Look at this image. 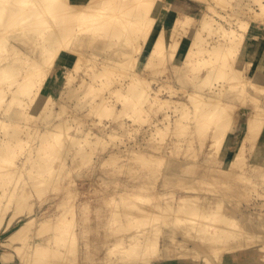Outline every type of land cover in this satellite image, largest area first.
Masks as SVG:
<instances>
[{"label":"bare ground","instance_id":"bare-ground-1","mask_svg":"<svg viewBox=\"0 0 264 264\" xmlns=\"http://www.w3.org/2000/svg\"><path fill=\"white\" fill-rule=\"evenodd\" d=\"M190 1L192 0L180 1V4L178 6L176 5L178 12L171 13L172 16L168 15V17L164 19V13L159 14L158 12V5L163 4L164 10H171L173 3L168 2V0H0V27L4 28L3 30L0 29V37L5 38V40H10L11 37H17L21 42L28 44L30 47H24V56L27 58L15 56L2 57V54H0V60H5L4 64L0 67V98L5 97L4 90L7 83L10 81V77L15 76V85L17 88L12 98L13 106H6V104L2 111L4 116L0 118V125L9 127L11 124L18 123L17 120L21 118L25 120L42 119L45 121V126L47 128L53 127V124L56 126L63 125L66 121L62 118L63 114L66 113L65 107L61 113L56 115L57 120L55 118L52 121V119L49 118L52 113L50 102L47 103L44 110L31 109L24 112L22 111V107L24 108V106L20 104V100H22L23 95L33 93L27 105L44 104L46 101L51 100L55 103V98L52 95L50 96L48 92V86L51 82L46 80L39 82L40 80H37L39 76L44 75L43 71H45V69L43 68V62H46V67L49 65L55 66L56 63L54 61L56 55L62 57L64 55L65 60H70L72 54L81 55L84 53V48L86 49L92 46L93 57L90 60L91 63L87 64V67L92 69V73L91 71L89 73L92 77V82L89 83L92 88L91 91L89 90L86 92L87 95L89 94V97L97 96L98 88H104L103 85L105 81L103 79H107L106 76L110 75V73L112 74L115 69L121 70V73L127 75L128 73L131 74L132 68L135 66H137L138 69L141 67L145 69L152 68L151 70L153 73L168 66L169 69L172 70V73H177V76L174 77V81L177 84L178 90L175 89L177 88L176 85L172 87L169 86L173 90H171V88L168 90H171L170 93L172 92L173 95L176 93L178 94V92L184 94L187 101H172V94H170L172 95L170 99L162 98L160 95V91L162 90L158 89L155 91L151 82L144 83L143 86L137 85L140 80H142L141 74L136 75V73H134L135 77L131 74V84L129 85V95L134 99L132 107L136 109L137 116H140L144 112L148 114L147 111L149 110H147V108L157 111L162 109V106L165 105H172L174 107L172 111L175 118L174 123L171 125V115L168 112L166 117V119H168V125L165 124L164 128L158 130V133L161 135V138L165 131H170L175 134V136H178V138L176 137L177 139L174 140L175 144L186 142L188 145L187 147L191 148L195 146L193 143L197 140V134L205 133L213 127V129H211L212 134H210L212 138V141H210L211 145L209 143L208 145L223 149L224 141L228 133L235 131L237 128L235 125V118L231 115L233 114L232 110H236L237 112L240 106L245 105V107H247V105L252 104V106H249L250 113L240 147L233 159L226 165L223 164L224 161L222 159L217 160V158H214L216 153L214 157L211 156V153L214 152L212 150L204 159L206 163L205 169L203 168V172L199 174L196 168L201 166L199 164L200 161L178 162L175 159L167 158V160H164L165 156L155 155L150 152L151 150L134 149L130 151V153L132 152L130 156L133 157V160L135 159V161L132 160L133 162H141V164H143L142 167H147L146 169L150 170L151 168L148 169V166L152 167L154 161L163 163L164 160L166 161L164 168L159 167L153 170L150 176L147 177L148 179L144 181L145 183L140 181L144 183L143 185H137L127 192H117V194L121 195V198L118 200L116 196H112L107 199L106 206L110 207L111 205L115 207L114 210L117 212L114 213L111 222H114V217L118 215L122 216L124 209L133 210L140 214L135 218H127V225L124 229L118 227V229L114 230L116 234H120L124 232L125 229L131 231L130 229L135 228L137 234H139L137 236L135 235L134 239L135 243L139 245H133V248L127 249L132 252L130 255L131 261L127 264H174L172 263L169 252L170 247H167L169 250L167 248L163 250L164 258H162L160 254V248L158 249V247L161 242L159 235L161 233H164V239L173 246L174 251L178 255L179 261L176 264H186L188 259L193 261L201 260L203 264H222L227 254L238 256L242 254L243 257L255 260L254 262L257 261L259 264H264V162L261 160V162H263L261 165L254 164L251 162V159L248 158L249 156L245 155L248 149H255L260 134L264 129V74L257 69L251 77H247L248 65L250 64L244 66V63L241 62V58L244 59L243 48L248 36H259L258 34H261V41L264 43V26L259 30L250 22L238 21V29L229 28L221 20L215 18L214 15L216 14H219L221 19H225L226 17L216 10L214 4L209 5L207 11L197 18L193 12V6ZM27 2H35L37 4L36 8L34 10H25ZM74 2L84 3L80 11H75ZM215 2H217V4H225L226 6L230 4H226V0H215ZM254 2H256V0L253 1V3ZM229 6H231V4ZM257 10L253 11L254 17L256 19H264V2L261 3L259 11ZM118 18H120V21ZM98 22L102 23L101 26L98 25ZM13 23H16V25L21 23V25L19 28H17V26L16 30H8V26H11ZM157 24L160 25L158 29L156 27ZM55 25L58 26L59 29L51 32V29H53ZM17 30H20L21 34H17ZM150 30H152V33L146 36V32ZM138 33H140V35L144 34L145 37V41L142 43L141 47L142 55L139 58L140 60H137L134 53L140 49V45L135 37ZM70 35H75L74 37L77 38L73 46L67 49L66 40ZM100 35H105V38L108 36V38L105 39L103 36L105 40L93 44L98 36L100 39L102 38ZM169 38H175L174 42H170L168 40ZM210 38H214L215 40L219 39L218 41L222 42L221 44H217L211 42L209 40ZM126 42L129 43L125 44ZM196 42L199 45L203 42L207 44L213 43L215 45L213 47H208L206 50L203 49L204 51H190V49L196 45ZM129 44L134 45L125 47ZM259 44L260 42H255L252 45L250 55H253L255 52H262V49L264 50V46H259ZM120 45H124L125 48L119 47ZM113 47H116V49L108 56H104L103 59H100L99 62V51L102 49L108 50ZM32 52L35 53V55H33ZM205 53H208V55H204ZM116 55L117 58L115 57ZM120 58H123V60H119ZM41 59L45 61L42 62ZM65 60L63 61L64 67L59 71L60 74L58 77H63L67 72V70H65L67 68L66 65L67 63L70 64V62H66ZM192 60L195 61L196 65L187 64L184 66V64ZM216 60L219 62L214 63ZM97 61L99 64L98 66L104 67V69L101 68V73L103 74L98 72L100 68L98 71L93 72V69L97 67L95 64ZM73 62L75 63L76 60ZM248 62L251 61L249 60ZM27 63L31 65V70L28 72L27 76H24L22 74H25V72L21 71V69ZM198 63H200V65ZM204 66L213 68V70H208L209 75L205 78L203 76L201 77V71H199ZM105 68L107 69L106 72H104ZM20 76L21 79L17 81ZM187 76H189V78H187ZM99 77L104 78L102 79ZM99 79H102V84L97 86L96 83L100 81ZM214 82L220 83V86H224L223 84L221 85V83L226 85L228 83V86L217 90L214 89L210 96L206 95L207 93L205 91L208 90V86L214 84ZM33 86L36 87L35 91H33ZM190 86L192 88H190ZM214 86L217 87L219 85L215 84ZM259 86L262 88L261 93H258L257 96H253V91L258 92L257 89ZM45 87H47V92L44 91ZM109 98L110 97L105 96L102 101L99 102V108L103 107L99 114L103 115L105 111H107V108L113 107ZM77 104L78 106H82L86 103L82 102L81 99H77ZM156 105L160 106V108ZM124 112L125 111L120 110L116 114L121 115V113L123 114ZM19 125H16L12 132L6 130L7 134H5V136L8 138L7 140L5 139L6 141L3 144H0L1 153H3V151L6 152L10 146H14L15 143L11 142V140L21 130L18 131L20 128ZM32 135L33 132L31 133V136ZM62 135L66 136L67 134L65 135L64 132L61 136L57 134L43 135L42 139L39 138L40 141H38V145L44 148L46 154L47 152L48 154L49 152H55V146L58 144L61 145L60 142L55 143V141L60 137L62 138ZM107 135L113 137V132ZM106 138L107 136L105 139ZM34 139H36V137ZM87 139H89L88 133L85 138L83 137V140L86 141ZM91 139H89L90 144L91 142L93 144L96 142V144H94L95 147L97 146L96 148H104L105 139L102 140L97 137V140ZM53 140L55 145L53 144ZM81 143L82 141L73 142V145L68 146V148L64 147L63 149H61L62 145H58V150L61 149L65 151L64 155L62 153L61 158L66 161L70 151ZM200 143L201 142H199V145L196 147H199L201 150L205 146V142H202L203 144ZM72 146L74 147L72 148ZM179 147L177 146V148ZM78 148L79 146L77 149ZM218 148H214L215 151L217 150L216 152H219ZM77 149L72 155L74 161L78 158H80V160L83 159L86 153L83 152L84 149H81V146L79 148L81 151ZM61 150L59 152H61ZM95 150L94 148V151ZM1 153L0 169H3L4 172L6 168H3L4 163L6 164L8 161L14 160L11 159L14 155L12 157L10 155L4 156L1 155ZM179 154L180 153H178V155ZM90 157L92 158L91 154ZM90 157L87 158L90 159ZM116 158L117 157L108 161H115L117 160ZM89 159H85V163H87ZM262 159H264V155ZM30 160L32 161L31 157ZM35 160H38V158ZM80 162H82V160ZM133 162L131 163L132 165H134ZM34 163L35 162L31 164L34 166ZM46 164V167H37L38 169H36V171L39 170V174L42 176L45 174L47 176V173L50 175L54 172V165ZM158 165L157 163L155 166ZM63 166L64 163L62 167ZM18 168L19 170L21 169L19 166ZM28 168L26 170H28ZM64 168L65 167H63L62 170ZM117 168L119 169V167ZM19 170H15V173L12 172L13 174L9 175V177L0 175V180L3 179L2 177H4V180L9 179V182L6 180L8 183L3 180L1 181L3 182L1 183L3 184L2 187L10 184L11 179L15 184L13 188L9 185L10 191L8 186L4 189L0 187L2 188L0 191V264H70L72 256L79 253L78 250H80L81 240L85 235H88L86 234L88 233V227H83L84 221L87 219L85 218V212L88 211V205L81 209L84 220L79 231L76 230V226H78V207L74 198H71L69 202H61V218L53 216L48 217L45 215L42 219H38L37 214H34L35 203L31 201L32 197H30V195L34 196L32 193L33 189L31 190V188L28 187L29 184L34 181L27 180V178L23 179V177L21 180L20 175L22 176V173L20 174ZM163 170L166 171L163 175L165 179L164 183L172 186L177 184L180 186L182 185L180 188H184L183 186H185L187 190L183 195L176 197L173 189H169L165 192H158L155 190L156 181L161 176ZM193 172L197 174L193 176ZM210 174L215 177H211ZM5 175L7 174L5 173ZM209 176L213 180L210 179ZM59 177L62 176H57L56 179L53 178L52 180L47 177L49 181L45 177L44 181L39 183L36 188V193L40 195L38 197H43L51 188L56 190V184L60 182H58V180H60ZM236 179H240L238 181L241 184H236L235 186V181L238 183ZM69 180L71 182L70 178ZM70 182L68 183L70 184ZM19 184L24 186L21 187ZM205 185L209 186L208 188L206 186V190H211L214 193L200 194L189 191L190 189L193 190V188L198 190L197 187L203 190L204 188L202 187H205ZM212 185H218L219 187L226 186L227 189L230 188V192L232 191L231 188L237 190L239 187L237 190L238 196L239 191H243L242 193L244 194L247 191L249 193L256 191L255 193L258 196V207H256L255 210L245 212L242 210L243 208L241 209L238 206V202L235 203L236 201H233L234 197L231 202L228 200L229 198L231 199V197L228 196L229 198H226L227 194H224V190L221 192L223 187L220 190L218 189L220 192L216 193V188L219 187L217 186L215 190L212 188ZM174 189L177 191V188ZM227 189L225 190L226 192ZM206 190L204 191L208 192V190ZM234 192L235 191H232L230 196H232ZM246 194L248 195V193ZM237 195L235 198H237ZM4 198L7 201H4ZM244 198H247V196ZM228 201L230 203L233 201L235 204L232 205L228 203ZM143 202H146V204ZM249 204L250 203H248V205ZM255 204L253 206H255ZM142 205L150 206L151 209L145 212ZM9 209L12 211L10 215L11 218L8 217L11 223L6 225L8 218H6L7 220H2L4 219L3 212ZM136 212L134 214H137ZM24 215L28 216L21 220ZM166 215L171 217L167 218L168 216ZM164 217L165 219H163ZM168 219H170L169 224L172 223V229L164 230V227L167 226L168 223L164 226L163 223L165 222L163 220L166 221ZM39 221V227L33 234H30L31 225ZM239 224L245 226V228L239 229ZM50 229L53 231V234L48 237L43 236L44 231ZM191 231H193V234H190ZM37 237L42 238L38 241ZM144 240H146V242ZM188 242H191L192 245H188ZM118 246H120L119 243H116L115 247L108 246V254H112L114 249ZM156 248L158 250H156ZM93 249H95V247ZM135 249L139 250L137 254L135 253ZM87 253H91V248L90 252L88 251ZM87 253L86 256H88ZM82 254H84L83 250ZM89 258L93 260V262L99 260L97 259L96 261L90 256ZM87 262L93 264L88 258Z\"/></svg>","mask_w":264,"mask_h":264},{"label":"rangeland","instance_id":"rangeland-1","mask_svg":"<svg viewBox=\"0 0 264 264\" xmlns=\"http://www.w3.org/2000/svg\"><path fill=\"white\" fill-rule=\"evenodd\" d=\"M78 1H83V0H78ZM180 1L183 2L184 0H168V2L173 3L172 10H174L176 8L175 9L176 12H178V8L176 7V5L178 6L180 4ZM226 1L227 2H225V3L226 4L230 3L231 6H229L230 4H228L227 6L225 4H222V3L217 4V2H215V0H192V1H190V3H192L193 12L197 16V18L199 16H201V14H203L205 11H207V7L209 5L214 4L216 7V10L219 11L220 14H222L226 17L225 19H221L220 15L216 14V15H214L215 18L218 20H221L229 28L231 27L233 29H238V26H237L238 21L250 22L259 30H261V27L264 26V19H256L253 15L254 10L258 9L257 11H259L260 5L262 2H264V0H259V1L256 0V2H254V3H253V1H255V0H226ZM228 1H230V2H228ZM36 5L37 4L35 2H27V4L25 5V10H34L36 8ZM83 5H84L83 2H74L75 11L76 12L80 11V9L83 7ZM173 13H175V11H172V14ZM240 18H242V19H240ZM118 19L120 21V18H118ZM101 24L102 23L98 22L99 26H101ZM20 25H21V23L18 25H16V23L15 24L13 23L11 26H8V30H10V31L16 30V27L18 26L17 28H19ZM0 29L3 30L4 28L0 27ZM58 29H59V27L55 25L53 27V29H51V32H54ZM17 32H18L17 34H21L20 30H17ZM149 33H152V30L147 31L145 35L146 36L150 35ZM74 36L75 35H70V37L66 40L67 41L66 42L67 49L71 48L73 46V43L75 42V40L77 38ZM100 36H102V38L100 39V37L98 36L96 38L97 40H94L93 44L102 42V40H105L108 38V36L105 38V35H100ZM103 36L105 39L103 38ZM135 37L138 41V44L140 45V49L134 53L136 55L137 60H140L139 58L142 55V50H141L142 48L141 47H142V43L145 41V37H144V34L140 35V33L136 34ZM168 40L170 42H174L175 38H169ZM209 40L211 42H215L217 44H221V42H222V41H218L219 39L215 40L214 38L213 39L210 38ZM127 43H129V42H126L125 44H127ZM132 45H134V44H129V45H126L125 47H131ZM214 45L215 44H213V43L207 44L206 42H203L201 45H199L196 42V45H194L192 47V49H190V51H199V50H203V49L206 50L208 47H210V46L213 47ZM259 46H261V43L259 44ZM262 46H264V45H262ZM0 47H1L0 54H2L1 55L2 57H10V56L14 57L15 56V57L27 58L26 56H24V51H25L24 47L28 48L29 45L21 42L17 37H15V38L11 37L10 40H5V38L0 37ZM119 47H124V45L123 46L120 45ZM82 48H84V47H82ZM92 48H93V46L86 48L87 50L84 48V53L81 55H73L72 54V58L70 57V60H65L64 55H63V57L56 55V59L54 61L56 63L55 66L49 65L46 67V62H43L45 60L41 59L42 62L44 63L43 68L45 69V71H43L44 75L39 76V79H37V80H40L39 82H42V80H46V81L51 82L50 85L48 86V92H49L50 96L52 95L55 98V101H54L55 103H53V101L51 100V101H46L44 104L39 103V104L27 105L30 97L33 95V93L32 94L28 93V94L23 95L22 100H20V104L22 106H24V108L22 107V111L26 112L27 110L29 111L31 109L44 110L47 103L50 102L51 106H52V108H51L52 113H51L49 118H51L53 121V119L56 118V115L61 113L63 108L65 107L66 113L63 114L62 118L64 119V121L65 120L66 121L63 125L56 126L53 124V127H50V128H47L45 126V121L42 119L41 120L40 119H37V120L26 119L25 120L24 118H21L20 120H17L20 125L18 123L11 124L9 127H7L6 125H0V144H3L8 138L7 136H5V134H7L6 130H10L12 132V130H14L16 125L20 126L18 131L21 129L18 132V134L13 138L14 140L13 139L11 140V142L15 143L14 146L13 145L10 146V148H8L6 150V152L3 151L4 154L0 152L1 155H4V156L10 155L12 157L14 155L13 158H11L14 160L8 161L6 164L4 163L3 168H5V167L6 168H5L4 172H3V169H0L1 170L0 175L9 177V175L13 174L12 172H14L15 170H17V171L19 170V168H18V166H19L21 168L19 170L20 174L22 173V176L20 175L21 180L23 177V179L27 178V180L34 181L31 184H29L28 187L31 188V190L33 189L32 193L34 194V196L30 195V194L29 195H30V197H32L31 201H33L35 203L34 214L35 213L37 214L38 219H42V217H44L45 215H47L48 217L53 216V217H60L61 218V213H62L61 202L62 201L69 202V200L71 198H74L75 202L77 203V207H78V211H77V213H78V215H77L78 226H76V230L79 231V229L81 228V224L83 223V220H84V216L82 215L81 209L88 205V207H87L88 211L85 212L86 216H87V217L85 216V218H87L86 220H88V221L85 220L84 224H83V227H86V228L88 227L87 228L88 233H86L88 235H85L84 238L81 240L82 241L80 244L81 246L79 247L81 252H80V250H78L79 253L72 256L70 264H89V262H87V258H88V260L93 262V260H91L89 258V256L92 257L96 261H97V259H99L97 262H93V264H127L129 261H131L130 255L132 253L131 251H128L127 249L133 248L132 247L133 245H139V244L135 243V241H134L135 235L137 236L139 234H137V231L135 230V228L134 229L132 228L133 230L130 229L131 231H129L128 229H125L124 232H122L120 234H116L114 232V230L118 229V227H122V229H124L125 226L127 225V222H126L127 218H135L136 216H139L140 214H139V212H136L133 210L130 211L129 209H124L123 215L122 216L118 215V216L114 217V222H111V219H113L114 213H117V212H116V210H114L115 207H112L111 205H110V207L106 206L107 199L111 198L112 196H116V199L119 200L121 198V195L117 194V192H123V191L127 192L128 190L135 188L137 185H143L145 183L144 181L148 179L147 177L150 176V174L152 173L153 170H156L159 167L164 168V165L166 162L164 160H167V159H173L174 160L175 159L178 162H199L200 161L199 164L201 166L200 167L197 166L198 168H196V169H198L197 173L200 174L203 172V168L205 169L206 163L204 162V159L207 156V154H209V152H211L213 150L214 152L211 153V156L214 157L216 155L214 158H217V160L222 159L224 161L223 164L226 165L229 161H231L233 159V157L236 153V150L234 152L228 153V155H227L224 153L223 149L218 148V147H211L210 141H212V138H211L210 134H212L211 129H213V127H211L205 133L197 134L196 135L197 140L193 143V145H195V146H192L191 148L187 147L188 145L186 142L183 143L180 141L181 143L177 142L178 144H175L174 140H176L178 138V136H175V134L171 133L170 131H165L162 138H161V135L158 133V130L164 128L165 124L168 125V122H167L168 119H166L168 112L171 115V119H170L171 125L174 123L175 118H174V115L172 113L174 107L172 105L162 106V109H159L157 111H153L150 108L148 109L145 106L147 108V110H149V111H147L148 114L146 112L141 114L142 115V116L140 115L141 119H140V116L136 115V109H134L132 107V102L134 101V99L132 97H130V95H129V85L131 84L130 83L131 82L130 75L132 74L135 77L134 73H136V75L141 74L142 80H140V82L137 85L143 86L144 83L151 82L152 87L155 91L158 89L162 90V91H160V95L162 98L170 99L173 95L172 92L170 93V91L173 90L171 87L175 86V85L177 87V84L174 81V77L177 76V73H172V70L169 69L168 66L161 68L160 71H158L159 73L156 72L158 75L156 73L152 72V70H151L152 68L145 69L144 67H141L138 69L137 66H135L134 68H132L131 74L128 73L127 75H124L123 73H121V70L115 69V71L112 74L110 73V75L106 76L107 79L104 78L105 76L99 77L102 79L104 78L103 79L105 81V84L103 85L104 88H101V87L98 88L97 96L89 97V94L87 95L86 92L89 90L91 91V88H92V86L89 84L90 82H92L91 74H89L90 71L92 73V69L90 67L88 68L87 64L91 63L90 60L93 57L92 56V52H93ZM114 49H116V47H113V48L108 49V50L102 49L101 51H99L100 56L98 57L99 60L98 59L97 60L100 62V59H103L104 56H108L110 53H112V51ZM31 51H32V49H31ZM33 55H35V53H33ZM204 55H208V53H205ZM115 57L117 58V55ZM64 60L66 62H70V64L67 63V65H66L67 68L65 69V70H67V72L64 74V76L58 77L60 74L59 71L64 67V65H63ZM75 60H76V62L74 63L73 61H75ZM119 60H123V58H120ZM98 61L95 63L98 68L95 67L93 69V72L98 71V69L100 68L98 72L101 73V71H102V69H104V67L98 66L99 65ZM248 61L249 60H247V59L241 58V62L244 63V66L250 64V65H248V70H247L248 76L247 77H251L252 74L255 73V71H257V70L250 71L251 70V62H248ZM4 62H5V60L4 61L0 60V67L4 64ZM218 62L219 61L216 60L214 63H218ZM187 64L188 65L189 64H195L196 65L194 60L190 61L189 63L184 64V66H186ZM198 64L200 65V63H198ZM30 70H31V65L29 63H27L21 69V71L25 72V74H22L23 72L20 74L27 76L28 72H30ZM106 70L107 69L105 68V71L104 70L103 71L106 72ZM208 70H213V68H211L210 66L202 67L199 70V71H201V77L203 76L205 78L206 76H208L209 75ZM0 73H1V71H0ZM101 74H103V73H101ZM120 74L121 75L123 74V75L121 76ZM190 74H192V73H190ZM263 74H264V72H263ZM153 78H156V79H153ZM187 78H189V76H187ZM20 79H21V76L17 79V81ZM102 79H99L100 80V81H98L99 83L98 82L96 83L97 86H100V84H102ZM15 82H16L15 76L10 77V81L7 83L6 88L4 90L5 97L0 98V118H2L4 116L2 111L4 110V107L6 104H7L6 106H10V105L13 106L12 105L13 104L12 98H13L14 92L17 89ZM215 84H217L219 86L216 87V86H214ZM222 84L224 86H220V83H218V82H214V84H212V85L210 84L208 86V90L205 91L207 93L206 95L210 96V94L213 93L212 90H214V89L217 90L219 88H222V87L225 88V86L226 87L228 86V83H227V85L224 83H221V85ZM34 86H38V85H34ZM169 86H171V87H169ZM212 87H213V89H212ZM35 88L36 87L33 88V91H35ZM170 88H171V90H168ZM190 88H192V87L190 86ZM175 89L178 90V87ZM261 89L262 88L259 86V88L257 89L258 92L253 91L252 95L257 96L258 93H261ZM44 91L47 92V87H45ZM170 94H172V95H170ZM176 94L173 95L172 101H187L186 96L184 94H181L179 92L177 95ZM263 94H264V91H263ZM105 96L110 97L109 100L112 103L113 107L107 108V111H105V113L103 115H101V114H99V112L103 109V107L99 108L98 104L100 101H102V99ZM77 99L78 100L81 99L82 102H84L86 104L85 105L83 104L84 106L83 105L78 106ZM156 106L158 108H160V106H158V105H156ZM249 106H252V104L247 105V107H245V105L240 106L238 108L237 112H236V110H232L233 114H231V115H233V117L235 118L236 123L241 122V123L245 124L247 122L248 117H249V113H250ZM120 110H123L125 112L123 114L121 113V115H117L116 113ZM56 120H57V118H56ZM119 123H120V126H119ZM121 123H122V126H121ZM32 132H33V135L31 136ZM35 132L37 133V135ZM64 132H65V135L66 134L67 135L66 136L62 135V138L60 137L62 140L59 138L57 141H55V143L60 142V144L62 146L59 144L58 145L61 146V149H63L64 147L68 148V146L73 145V142L82 141V143L80 145H77V147L79 146V148H80V146H81V149H84V151H83L84 153L86 152L85 156H83V159H81L82 162H80L81 161L80 158L75 159V161L72 158V155L76 152L77 147L72 146V148L74 147L75 149L73 148L70 151V153L68 154L67 159L65 161V160H63V158H61L62 153L64 155L65 151H62L60 149L61 152H59L60 150H58L59 146L57 144H56L57 146H55L57 150L54 149L55 152H52V153L49 152V154H48V152L46 154L44 151V148H42L41 146L38 145V141H40V139H42L43 135H46V134H50V135L55 134L56 135L57 134V135L61 136V134ZM112 132H113V135H112L113 137H111V136L109 137L107 134H110ZM59 133H61V134H59ZM87 133L89 135V139H91V138L96 139V137H97V138H101L102 140H104L105 137L107 136V138L105 139V142H104L106 147L104 146V148H101V147L96 148L97 146L95 147V145H94V144H96V142L94 144L91 142V144H90L89 139H87L86 141L83 140V137L85 138L87 136ZM35 137H36V139H34ZM30 140H31V142H30ZM88 140H89V143H88ZM161 141H163V142H161ZM107 142H108V144H107ZM199 142H201V143L205 142V146L201 150L199 149V147H196L197 145H199L198 144ZM55 143L53 140L54 145H55ZM195 143H197V144H195ZM208 143L210 145H208ZM180 144H182V145H180ZM179 145H180V147H179ZM177 146L179 148H177ZM79 148L77 150H80ZM94 148L96 149L95 151H94ZM187 148H188V150H187ZM214 148H216V149L218 148L219 152H216L217 150L215 151ZM134 149H141V150H147L148 149V150H151L150 152H152L153 154L158 155V156L163 155V156H165V158L163 160V163H159V162L154 161L152 167L148 166L149 167L148 169H150V168L151 169L147 170L146 166H145L146 168H144V166L142 167L143 164H141V162L140 163L137 161H136L137 163L133 162V161H135V159L133 160V157L130 156V154L132 153V152L130 153V151H133ZM159 149H160V151H159ZM199 150H200V152H199ZM41 151H42V153H41ZM178 151H180V152H178ZM251 152H253V150L248 149V151L245 153V155L249 156L248 158H250L251 162H253L254 164L256 163V164L261 165L264 162V159H262L263 162H261V163L255 161V159L250 156ZM55 153H57V154H55ZM178 153H180V154L178 155ZM42 154H43V156H42L43 158L41 157ZM86 154H88V155H86ZM90 154L92 155V158L90 157ZM59 155H60L61 159L59 158ZM195 155H197V156H195ZM217 155H218V157H217ZM30 157H31L32 161L30 160ZM36 157L38 158V160H35V159H37ZM87 157H90V159ZM115 157H117L116 158L117 160H115L116 162L114 160L112 162L108 161L111 159H115ZM193 157H195V158H193ZM58 158H59V160H58ZM84 158L89 159V161H87V163H85L86 160ZM27 159H29V160H27ZM36 161H38V162H36ZM60 161H62L64 163L63 167H65L64 168L65 170L64 169L62 170L63 163ZM30 162L31 163L35 162L34 163L35 165L33 166ZM132 162L134 165L131 164ZM46 163L54 165L53 166L54 170L52 169L54 172H52V174H50V175L47 173V176H46V174L42 176L39 174V170L36 171V169H38L39 167H46L47 166ZM76 163H77V165H76ZM157 163L160 166L159 165L155 166V165H157ZM44 164H45V166H44ZM113 164H114V168H113ZM22 165H23V167H22ZM65 165H67V166H65ZM117 167H119V169ZM27 168H28V170H26ZM22 170H23V172H22ZM145 170H147V171H145ZM236 170H239V169H236ZM165 172L166 171L163 170L161 176L157 180L158 183L156 181L155 190H157L158 192H165V191H168L169 189L170 190L173 189L175 191L176 197L183 195L184 192L187 190L185 188V186H183L185 188L184 189V188H180L182 185L180 186L179 184L172 186V185H166L164 183L165 179H164L163 175ZM5 173L7 175H5ZM197 173H194L193 176H195ZM33 176H34V178H33ZM57 176H62V177H59L60 180H58V182L59 181L60 182L58 184H56L57 188L54 187V188H56V190L51 188L53 191L51 189H49L47 191L48 193L46 192L47 195L45 193L43 195V197H38V196H40L39 193H36V188H37L38 184L41 183L42 181H44L45 177L47 180H48V178L52 180L53 178L56 179ZM211 177H215V176L211 175ZM2 178L3 179L0 180V184L3 183V182H1L2 180L6 183L9 182V179L4 180V177H2ZM69 178L71 179V182H70ZM209 178H210V176H209ZM210 179H212V178H210ZM236 180L238 181L240 179H236ZM140 181L144 182V183H141ZM11 182H10V184H7L8 188H9V185L12 188H13V185H15L14 182L12 181V179H11ZM68 182H70V184ZM236 184H241V183L239 181H238V183L235 181V186H236ZM2 185L3 184H1L0 187H2ZM7 186L5 185L2 188L3 189L7 188ZM20 186L23 187L24 185L23 186L20 185ZM206 186H207V188L209 187L208 185H205V187L204 186L202 187V188H204L203 190L202 189L200 190L199 189L200 187H197L198 190L197 189L195 190V188H193L194 191L192 189H190L189 191L190 192H197L200 194L214 193L208 189H207L208 192H205L204 190H206L205 189ZM213 186L214 185H212V188L215 189L218 185H215L214 187ZM2 188H0V191ZM174 188H177V191ZM216 189L217 190L221 189V192L224 190L223 191L224 194L225 193L227 194L226 198L231 197V199L230 198L228 199L230 202H231L232 198L234 197L235 200L233 199V201L234 202L236 201L235 203L238 202L237 203L238 206L241 209L243 208L242 210L245 212H248L249 210H255L256 207H258L257 206L258 205V202H257L258 196L255 193L256 191L251 192L252 194L249 193L248 191L245 192V194L242 193L243 191H241V192L239 191V196H238L237 190L239 189V187L237 188V190H233V188H231V190L235 191V192L233 194L234 196L233 195L230 196L232 194V191L231 192L229 191L230 188L227 189L226 186H220L219 188H216ZM226 189H227V192L225 191ZM217 190L215 191L216 193L220 192L219 190L218 191ZM9 191H10V188H9ZM235 193L237 195V198H235L236 197ZM241 193L244 195H242ZM246 193H248V195ZM4 196H6V195H4ZM246 196H247V198H244ZM66 197H68V198H66ZM238 198H240V199H238ZM237 199H238V201H237ZM4 201H7V200H5V198H4ZM229 201H228V203H230ZM233 201L230 204H232V205L235 204ZM143 203L146 204V202H143ZM248 203H250V204L248 205ZM9 204H11V203H9ZM254 204H255V206H253ZM142 206H143L142 208H144L145 212H147L148 209H151L150 206H146V205H142ZM152 210L155 211L154 209H152ZM152 210H150V211H152ZM135 212L138 215L134 214ZM3 213H4V215H3L4 219H2V220H7L6 218L10 217V215L12 214V211H11V209H9L7 211H4ZM27 216L28 215L22 216L21 220L23 218H26ZM166 216H168V215H166ZM170 217L171 216H168L167 218H170ZM10 218H8L6 225H9V223H11ZM163 219H165V217ZM169 220L170 219H168L166 221L163 220L166 223V224L163 223L164 226L167 225V223H168V225L164 227V230H166V229L171 230L172 229V223L169 224ZM39 225H40V221L38 223L34 222V224H32L30 227V234H33L35 232V230L39 227ZM238 228L243 229V228H245V226L239 224ZM52 234H53V231L51 229L48 231L45 230L43 233V236L48 237V236H51ZM190 234H193V231H191ZM190 234H189V236H190ZM159 235H160V241L161 242L159 244L160 246L159 247L157 246V247H158V249L160 248V254H161L162 258H164L163 250L167 247H170V250L168 248L167 249L170 252L172 263L175 264L176 262L179 261L178 255L174 251L173 246H171L170 243L164 239V233H161ZM86 237H88V238H86ZM41 238L42 237H40V238L37 237V240L40 241ZM144 241L146 242V240H144ZM116 243H119L120 246L115 248L114 251L112 252V254H108L107 247L108 246L109 247H115ZM188 245H192L191 242H188ZM94 247H95V249H93ZM90 248H91V253L89 254L87 252L88 251L90 252ZM158 249L156 248V250H158ZM82 250L84 251V254H82ZM137 251H139V250L135 249L136 254H137ZM86 253L88 254V256H86ZM94 254H95V256H94ZM101 259H103V260H101ZM186 264H203V263L201 260L193 261V260L188 259V262Z\"/></svg>","mask_w":264,"mask_h":264},{"label":"crops","instance_id":"crops-1","mask_svg":"<svg viewBox=\"0 0 264 264\" xmlns=\"http://www.w3.org/2000/svg\"><path fill=\"white\" fill-rule=\"evenodd\" d=\"M161 5V6H160ZM158 5V12L160 13H164L163 17L164 19L166 17H168V15H171L172 11L176 10H164V5L160 4ZM172 16V15H171ZM157 29L160 27L159 24H157ZM259 36L255 35V36H248L245 40V44H244V48H243V58L244 59H248L251 61V70H260L262 72H264V50H262V52L259 53H254L253 55H250V51L252 50V45L256 42H260L261 45H264V43L261 41L262 36H260L261 34H258ZM246 124H243L241 122L236 123V130L233 132H229L225 141H224V145H223V151L225 154L228 155V153L234 152L236 150H238V148L240 147L241 141L244 137L245 134V130H246ZM232 142V143H231ZM264 155V129L262 131V133L260 134L257 146L255 147V149L253 150V152H251L250 156L252 158L255 159V161L261 163V160L263 158ZM247 257H243V255H232V254H227L222 262V264H259L257 261L254 262L255 260H252L250 258ZM177 263V262H176ZM175 263V264H176Z\"/></svg>","mask_w":264,"mask_h":264}]
</instances>
